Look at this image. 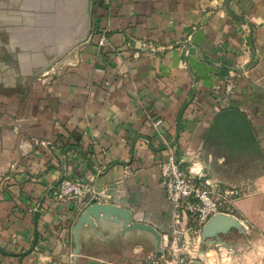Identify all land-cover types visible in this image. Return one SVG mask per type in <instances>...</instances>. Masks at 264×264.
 <instances>
[{
    "label": "crops",
    "instance_id": "1",
    "mask_svg": "<svg viewBox=\"0 0 264 264\" xmlns=\"http://www.w3.org/2000/svg\"><path fill=\"white\" fill-rule=\"evenodd\" d=\"M215 123L264 139V0H0V264H142L179 228L161 163ZM64 175L93 192L45 201ZM253 178L233 211L264 230ZM178 241L187 264H257L222 227Z\"/></svg>",
    "mask_w": 264,
    "mask_h": 264
},
{
    "label": "rangeland",
    "instance_id": "2",
    "mask_svg": "<svg viewBox=\"0 0 264 264\" xmlns=\"http://www.w3.org/2000/svg\"><path fill=\"white\" fill-rule=\"evenodd\" d=\"M233 124L239 126L240 123ZM206 136L202 149L193 154L191 161L179 158L181 170L196 187L209 192L218 207L217 214L235 218L222 227V237L228 238L232 245V255L246 253L250 261L261 264L264 261V230L251 229L245 221H239L233 206L246 192V180L241 182L242 176L247 175L251 185L253 177L264 176V139L234 134L222 123L210 126Z\"/></svg>",
    "mask_w": 264,
    "mask_h": 264
},
{
    "label": "built area",
    "instance_id": "3",
    "mask_svg": "<svg viewBox=\"0 0 264 264\" xmlns=\"http://www.w3.org/2000/svg\"><path fill=\"white\" fill-rule=\"evenodd\" d=\"M106 38L101 36L99 44L103 45ZM236 70H231L230 75L224 83V95H230L236 86ZM181 160L170 148L164 161L161 163L160 174L163 187L166 191V198L175 209V227L172 230V240L165 239L164 248L156 254L150 255L142 264H187V246L185 238L189 239L188 244L198 245L201 242V231L207 221L218 213V207L212 200L209 192L187 179L181 170ZM93 192L91 187L80 179H74L64 175L47 189L43 197L45 201L57 203L74 200ZM93 194V193H92ZM194 200V202H192ZM181 204H184L181 207ZM187 219L191 226L181 227V221ZM186 222V221H185ZM191 236V238H189ZM178 237H182L184 244L179 245Z\"/></svg>",
    "mask_w": 264,
    "mask_h": 264
},
{
    "label": "water",
    "instance_id": "4",
    "mask_svg": "<svg viewBox=\"0 0 264 264\" xmlns=\"http://www.w3.org/2000/svg\"><path fill=\"white\" fill-rule=\"evenodd\" d=\"M233 70L238 71L237 69H233ZM233 220L234 218L229 215L224 216V215L217 214V215L212 216L202 228L201 239L204 240L205 236H207L209 232H211L214 229H219L220 227H223L224 225L230 224L232 223Z\"/></svg>",
    "mask_w": 264,
    "mask_h": 264
}]
</instances>
